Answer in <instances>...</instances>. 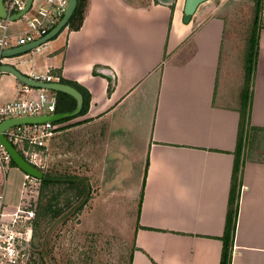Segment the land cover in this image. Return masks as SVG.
I'll use <instances>...</instances> for the list:
<instances>
[{
    "label": "crops",
    "instance_id": "1",
    "mask_svg": "<svg viewBox=\"0 0 264 264\" xmlns=\"http://www.w3.org/2000/svg\"><path fill=\"white\" fill-rule=\"evenodd\" d=\"M219 9L207 0L186 25L170 2L88 0L80 27L45 53L53 83L81 108L88 98L58 120L54 170L72 149L80 174L114 195L144 181L131 264H220L246 51L234 66ZM257 34L231 264H264V26ZM54 93L56 113H73L77 98Z\"/></svg>",
    "mask_w": 264,
    "mask_h": 264
},
{
    "label": "built area",
    "instance_id": "2",
    "mask_svg": "<svg viewBox=\"0 0 264 264\" xmlns=\"http://www.w3.org/2000/svg\"><path fill=\"white\" fill-rule=\"evenodd\" d=\"M1 1L5 15L0 14V80L5 75L12 80L9 79L10 87L0 89V127L10 120L27 121L5 126L0 129V137L38 174L16 166L0 138V264H24L31 254L42 178L45 173L54 171L52 139L60 128L59 119H52L58 115L55 111L57 96L53 89L30 85L14 73L3 70V66L12 67L42 85L58 79L52 75L49 64H38L35 54L45 55L49 40L68 29L64 25L53 37L46 39L62 21L68 0H31L27 8L28 0ZM261 14L264 17V11ZM13 16L16 18L12 19ZM28 45L33 47L6 54ZM30 118L35 120L28 121ZM12 166L22 172L16 202L9 205L5 199V180Z\"/></svg>",
    "mask_w": 264,
    "mask_h": 264
},
{
    "label": "rangeland",
    "instance_id": "3",
    "mask_svg": "<svg viewBox=\"0 0 264 264\" xmlns=\"http://www.w3.org/2000/svg\"><path fill=\"white\" fill-rule=\"evenodd\" d=\"M165 1L171 3L181 21L184 0H140L144 4ZM213 1L220 7V17L226 25L225 49L227 50V41H230L233 51L230 58L235 60L236 66L238 60L239 63L240 59L244 60L243 51L247 53L251 42L255 51L258 29L264 26V17L261 14L264 11V0ZM53 40H49L48 50L53 47ZM35 56L38 64H49L45 55ZM5 76L0 80V89L10 87L11 77ZM246 130L249 132L247 127ZM246 142L247 139L245 144ZM65 154V157L57 160L62 163L55 172L81 175L76 169L77 163L74 165L77 161L72 149ZM52 169L54 170L55 166ZM21 172L16 166L7 171L5 199L9 205L16 202ZM86 178L90 185V195L79 211L77 193L73 189L57 187L58 205L62 210L52 221L47 217L38 224L35 223L36 232L31 254L24 264H129L134 248L133 235L137 226L140 191H135L134 196L114 195L103 189L95 177L91 178V182ZM133 181L137 186L140 185L141 172L134 176Z\"/></svg>",
    "mask_w": 264,
    "mask_h": 264
},
{
    "label": "trees",
    "instance_id": "4",
    "mask_svg": "<svg viewBox=\"0 0 264 264\" xmlns=\"http://www.w3.org/2000/svg\"><path fill=\"white\" fill-rule=\"evenodd\" d=\"M88 0H77L76 8L68 20L67 26L70 29H77L80 27L84 12L86 10ZM172 8V7H171ZM257 39V38H256ZM249 50H247L245 56L246 62V87L243 91V106L240 111V122L238 129V138L236 143L235 157L233 163V172H232V181L229 195L228 210L225 219L224 233L221 237L222 240V251L220 257V264H231V247L235 233L236 219H237V210H238V199H239V181L241 175L242 167V153L245 147V141L247 139L246 127L248 126L249 111L246 109V96L249 91V80L251 71L254 68L255 59L257 56L258 41L256 40L255 51L252 48L253 42H251ZM61 82H66L60 79ZM112 82L109 81L108 92L111 91ZM88 105V98L84 99L82 108L78 114H82ZM75 106V105H74ZM73 106V108H74ZM59 110L56 108L55 110ZM71 118V117H69ZM67 118V119H69ZM146 176V170L144 175V180ZM143 186L142 183L140 193H139V202L137 208V221L140 213L142 198H143ZM57 187H66L67 189H73L77 194V210H81L83 206L89 199L90 195V185L85 176L70 174V173H58V172H48L45 173L42 178L40 198L37 207V213L35 218V223L38 224L40 220L49 218L50 221L55 219L61 212L62 208L58 205L59 192H57ZM53 191L55 193H53ZM34 223V235L36 232V227ZM134 242V241H133ZM134 244V243H133ZM129 264H131V254L129 259Z\"/></svg>",
    "mask_w": 264,
    "mask_h": 264
},
{
    "label": "water",
    "instance_id": "5",
    "mask_svg": "<svg viewBox=\"0 0 264 264\" xmlns=\"http://www.w3.org/2000/svg\"><path fill=\"white\" fill-rule=\"evenodd\" d=\"M31 0H28L26 8L29 6ZM207 0H184L183 3V14H182V23L184 24H188L191 21V18L193 16V14L195 13L196 9L198 8V6L205 2ZM76 4H77V0H68V7L66 10V13L62 19V21L60 22V24H58L53 30L52 32L49 34L48 37H46V39L53 37L64 25H67L68 20L70 19V17L72 16L75 8H76ZM0 14L5 15L4 11H3V7H2V1L0 0ZM16 16H13L12 19H15ZM31 47H33V45H28L26 47H21L18 49H15L13 51L7 52L6 54H13V53H18L21 51H24L26 49H30ZM3 70L6 71H10L12 73H14L16 75V77L30 85H37V86H45L47 88L53 89V90H63L66 91L68 93H70L71 95H73L74 97L77 98V106L76 109L73 111V113H67V114H61V115H57L52 117V119H59L61 117H65L68 115H72L74 113H77L78 110L81 108V101L79 99V97L76 95V91L71 88L70 86L64 85V84H58V83H45V84H41V83H37L35 81L30 80L27 77L22 76L18 71H16L15 69H13L12 67H8V66H3ZM27 121V119H22V120H10V121H6L3 123V125L0 127V129L2 130L5 126L9 125V124H14V123H18V122H23V121ZM35 119H28V121H33ZM39 120V119H36ZM1 140L3 141L5 147L7 148L13 162L16 164V166H18L21 170L31 173V174H38L36 172V170L30 166L18 153L17 151L7 142L4 140L3 137H0Z\"/></svg>",
    "mask_w": 264,
    "mask_h": 264
},
{
    "label": "bare ground",
    "instance_id": "6",
    "mask_svg": "<svg viewBox=\"0 0 264 264\" xmlns=\"http://www.w3.org/2000/svg\"><path fill=\"white\" fill-rule=\"evenodd\" d=\"M186 25H188V24H186Z\"/></svg>",
    "mask_w": 264,
    "mask_h": 264
}]
</instances>
